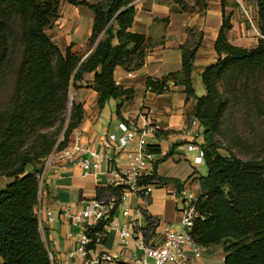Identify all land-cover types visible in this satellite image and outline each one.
<instances>
[{"label":"trees","instance_id":"obj_1","mask_svg":"<svg viewBox=\"0 0 264 264\" xmlns=\"http://www.w3.org/2000/svg\"><path fill=\"white\" fill-rule=\"evenodd\" d=\"M133 1L0 0V178L12 179L0 191V264H55L37 215L41 175L50 156L67 148L81 125L82 106L73 102L68 119L67 111L71 89L85 76L93 75L91 88L98 93L99 110L111 99L123 103L134 97L132 90L115 83V69L140 70L155 44L129 32L136 14ZM65 3L91 10L94 24L84 46L71 43L61 51L47 32L60 18ZM197 4L204 9V0ZM256 4L261 37L252 48L228 42L232 25L230 17L223 16L214 46L218 60L201 75L205 92L201 98L195 95L192 79L198 47L192 50L186 44L180 48V72L146 82L156 94L169 92L168 85L173 83L184 88L187 101L195 100L189 118L203 129L207 175L198 181L207 199L197 205L204 219L195 223L192 234L202 248L223 247L224 264H264V159L244 161L230 149L222 154L216 139L232 105L243 106L242 101L252 98L251 110H245L247 117L264 116L259 105L264 87V0ZM148 149L159 154L151 146ZM153 181L159 186L178 184L156 173L147 182ZM102 191L97 199L113 198L119 206L120 187L109 186L106 195ZM145 218V242L155 243L159 222ZM103 226L99 223L88 230V258L96 249L95 234Z\"/></svg>","mask_w":264,"mask_h":264},{"label":"crops","instance_id":"obj_2","mask_svg":"<svg viewBox=\"0 0 264 264\" xmlns=\"http://www.w3.org/2000/svg\"><path fill=\"white\" fill-rule=\"evenodd\" d=\"M180 2L186 6L185 9ZM197 2L198 0L133 1L136 14L129 32L150 38L155 46L140 70L128 72L121 67L115 69V83L134 92L131 100L122 103L111 99L99 110L98 93L91 88L93 75L85 76L84 81L78 83L75 103L82 106L84 117L77 129L86 148L99 152L106 160L100 165L97 177L87 175L79 159L66 161L54 158L46 162L41 175L37 215L41 234L55 264H83L86 259L80 254V237L86 222L77 223L71 215L80 212L89 200L96 198L98 191L103 190L105 192L101 193L106 195L108 187L112 186L109 171L116 165H126L127 152L131 148L122 150L108 138L110 135L117 138L122 136L119 129L121 123L148 120L159 124V132L148 142V146L159 151V154H155L156 174L159 178L174 180L178 184L168 182L157 185L145 199L128 197L119 204L114 217L108 218L109 222L112 220L125 224L138 220L143 230L147 226L145 217L150 216L159 222L156 232L160 237L166 226L177 225L180 221L182 207L175 204L177 194L186 187L195 194H200L199 176L194 169L197 165L193 162L195 154L187 150L185 142L180 138L182 128L186 126L192 129L197 143L201 137V127L189 118L195 100L187 101L184 88L179 86L164 94L153 93L147 88V79L161 81L169 74L180 72V48L187 44L192 50L198 47L192 76L194 86L201 79L204 70L218 60L214 46L223 24V16L230 17L232 29L227 33V40L231 45L252 48L256 46L258 38H253L257 34L250 29L242 13L240 4L247 6V0H204V9ZM251 12L257 22L256 0ZM93 24L94 14L91 10L65 3L61 6L60 18L48 33L61 51H64L71 43L84 46L91 36ZM113 44L116 45L117 40ZM85 158L90 156L86 155ZM50 216L52 221L49 220ZM200 251L198 258H191L186 264L225 262L226 253L221 246L201 247ZM94 253L111 254L119 264H133L130 259L142 254L135 239L123 245L119 242L118 235L108 230L104 232L102 243L96 246L90 258ZM149 262L152 263L150 260Z\"/></svg>","mask_w":264,"mask_h":264},{"label":"built area","instance_id":"obj_3","mask_svg":"<svg viewBox=\"0 0 264 264\" xmlns=\"http://www.w3.org/2000/svg\"><path fill=\"white\" fill-rule=\"evenodd\" d=\"M236 1L239 2V0ZM240 6L250 29L261 37L258 30V20L256 22L251 10L242 4ZM173 87V83L168 85L170 90ZM119 129L122 136L117 138L110 135L109 141L118 144L122 150L131 149L127 152L126 165L123 167L116 165L109 171V175L112 177V185L120 187L123 191L121 202H124L128 197L148 198L157 184L156 181L147 182L155 176L157 163L156 155L148 149V142L159 132L160 126L155 122L146 120L135 121L130 124L124 122L119 125ZM194 137L192 129L187 126L182 128L181 140L185 142L187 150L195 154L194 164L201 165L205 158V150L202 145L195 141ZM86 155H89L90 158H85ZM54 158H61L66 161L79 159L86 174L95 177L100 174V165L106 160L104 155L86 148L78 129L74 130L69 146L59 152H54L49 160ZM180 198L182 199V208L179 223L166 226L159 240L149 244L145 242L144 233L138 220H131L125 224H119L112 220L108 221V218L114 217L118 207L114 200L97 198L89 200L80 212L71 215L77 223L86 222L84 232L80 237V254L86 258L83 264H119L116 257L111 254L94 253L91 258H87L86 246L90 243V238L87 235L88 230L99 223H104V226L102 232L95 234L96 246L102 243L106 230L115 232L119 242L123 245L128 244L131 240H136L142 254L130 259L133 264H186L191 258H198L201 254V247L194 239L192 230L198 220L204 219L197 205L202 198L205 200L207 197H202L201 193L195 194L183 190L177 194L176 200ZM138 214L141 215V212ZM49 220L52 221L53 218L50 216ZM50 257L53 259L51 254Z\"/></svg>","mask_w":264,"mask_h":264},{"label":"rangeland","instance_id":"obj_4","mask_svg":"<svg viewBox=\"0 0 264 264\" xmlns=\"http://www.w3.org/2000/svg\"><path fill=\"white\" fill-rule=\"evenodd\" d=\"M89 3H97L103 0H86ZM254 0H247L248 10H251ZM48 33V32H47ZM48 35H50L48 33ZM51 36V35H50ZM52 37V36H51ZM259 39V36H253ZM54 41V40H53ZM56 43V42H55ZM198 81V82H197ZM194 83L196 97L201 98L205 92L202 86L201 79L197 80ZM264 86V84H263ZM77 89V88H76ZM76 89H71L68 108L71 110L72 105L70 102H76ZM241 102V101H240ZM243 106L235 105L230 106L225 117V124L222 129L221 135L217 136L218 144L223 148L221 151L222 154H225L226 150L230 149L234 155L238 158L247 161V160H262L264 159V116L256 118L255 115L251 114L250 117H247L245 110L247 107L251 110V106L254 100L248 99V101H242ZM259 105L264 111V87L262 90V95L259 100ZM67 111V119L69 116ZM201 137L198 139V144L202 145L203 140V129L200 128ZM197 176L204 177L207 175V167L205 162L201 165L194 167ZM12 183V179L9 178H0V191L4 190L9 184ZM157 185L154 186L156 188ZM185 192H192L190 188L186 187ZM194 193V192H193ZM176 206H182V199L175 200Z\"/></svg>","mask_w":264,"mask_h":264},{"label":"water","instance_id":"obj_5","mask_svg":"<svg viewBox=\"0 0 264 264\" xmlns=\"http://www.w3.org/2000/svg\"><path fill=\"white\" fill-rule=\"evenodd\" d=\"M91 53V52H90ZM90 53L85 57V59H87L88 57H89V55H90ZM84 59V60H85ZM84 60H83V62H84ZM72 105V102H70V106ZM70 108H68V112L70 113V110H69Z\"/></svg>","mask_w":264,"mask_h":264}]
</instances>
